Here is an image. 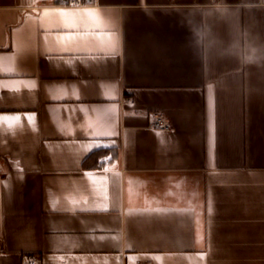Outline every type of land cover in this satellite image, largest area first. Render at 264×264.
Masks as SVG:
<instances>
[{"label":"crops","instance_id":"obj_1","mask_svg":"<svg viewBox=\"0 0 264 264\" xmlns=\"http://www.w3.org/2000/svg\"><path fill=\"white\" fill-rule=\"evenodd\" d=\"M56 1L0 0V264H264V0Z\"/></svg>","mask_w":264,"mask_h":264},{"label":"built area","instance_id":"obj_2","mask_svg":"<svg viewBox=\"0 0 264 264\" xmlns=\"http://www.w3.org/2000/svg\"><path fill=\"white\" fill-rule=\"evenodd\" d=\"M97 4V0H93L91 3L85 2V0H68L67 3L65 2H58L56 1L55 5L58 7H65V8H83V7H93ZM153 118V129L168 132L173 129L172 123L170 120L160 112H154L151 114ZM106 160H102V164H104ZM2 250V246L0 244V251ZM22 264H40V261L35 256H25L22 260Z\"/></svg>","mask_w":264,"mask_h":264},{"label":"snow or ice","instance_id":"obj_3","mask_svg":"<svg viewBox=\"0 0 264 264\" xmlns=\"http://www.w3.org/2000/svg\"><path fill=\"white\" fill-rule=\"evenodd\" d=\"M58 2H65V3H67L68 2V0H58ZM85 2H87V3H91V2H93V0H85ZM60 15L62 16V17H65V18H68V17H77V16H79V17H83V16H88V17H98V13L97 12H94V11H85L84 13H69V12H61L60 13ZM65 26H67V27H72V26H75V25H72V24H66ZM113 50H115V43H113ZM35 85L34 84H32V85H29V87H34ZM14 120H16V121H19V117L17 116V117H14L13 118ZM31 119V118H30ZM3 121H2V118H0V123H2ZM9 127H12V124L10 123L9 124ZM105 199H106V197H105ZM98 211H107V206L106 205H104L103 207H101V208H99V209H97ZM154 211H159V209H156V210H154Z\"/></svg>","mask_w":264,"mask_h":264},{"label":"trees","instance_id":"obj_4","mask_svg":"<svg viewBox=\"0 0 264 264\" xmlns=\"http://www.w3.org/2000/svg\"><path fill=\"white\" fill-rule=\"evenodd\" d=\"M95 156V155H94ZM101 155H98L97 157H100Z\"/></svg>","mask_w":264,"mask_h":264}]
</instances>
